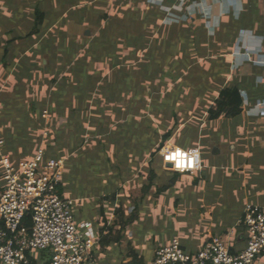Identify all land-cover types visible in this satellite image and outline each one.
Returning a JSON list of instances; mask_svg holds the SVG:
<instances>
[{
  "label": "crops",
  "instance_id": "0c3cea01",
  "mask_svg": "<svg viewBox=\"0 0 264 264\" xmlns=\"http://www.w3.org/2000/svg\"><path fill=\"white\" fill-rule=\"evenodd\" d=\"M205 2L209 20L166 23L153 0H0V146L18 128L29 142L14 153L64 159L60 190L97 238L86 264H127L130 250L144 259L131 242L121 249L127 213L143 204L151 216L195 211L194 242L172 237L185 250L216 236L233 254L247 241L245 204L264 206V0H240L237 17L221 13L226 0ZM242 33L262 52H247ZM234 87L239 114L209 118ZM169 142L197 151L200 169L164 163L156 150Z\"/></svg>",
  "mask_w": 264,
  "mask_h": 264
},
{
  "label": "built area",
  "instance_id": "2783aa9c",
  "mask_svg": "<svg viewBox=\"0 0 264 264\" xmlns=\"http://www.w3.org/2000/svg\"><path fill=\"white\" fill-rule=\"evenodd\" d=\"M153 1L164 11L166 23L188 21L195 14L209 20L214 8L205 0H171L170 5L164 0ZM239 1L226 0L221 13L237 17L242 10ZM240 36L247 52H262L260 41L247 33ZM160 149L165 161L180 172H194L201 167L195 150L183 151L167 144ZM0 164L5 171L0 189V264H86L97 238L92 227L77 224L74 201L60 190L64 159L46 157L39 149L32 158L20 160L17 165L10 162L8 155H2ZM240 222L247 231V241L236 254L216 236L202 242L195 252L185 250L174 237L156 249L150 264H253L264 254V206L245 204ZM37 251H46L49 257L33 254Z\"/></svg>",
  "mask_w": 264,
  "mask_h": 264
},
{
  "label": "rangeland",
  "instance_id": "374dc122",
  "mask_svg": "<svg viewBox=\"0 0 264 264\" xmlns=\"http://www.w3.org/2000/svg\"><path fill=\"white\" fill-rule=\"evenodd\" d=\"M70 28L71 27H69V32L71 35L77 33L76 28H71V29ZM85 30H88L89 34L91 33L93 34L95 31L94 28L85 27L83 30L79 31L77 35L78 36L83 35ZM1 126L2 124L0 121V127ZM17 135H18L17 133H14L15 136L14 138L9 139L8 141L6 140L7 141L6 145L0 146V157L4 153H9L8 155L9 160L14 165H17V163L20 160H26L31 158L30 154L20 155L14 153L24 149L25 145L28 146L27 143L29 142L28 139H18L16 137ZM7 144H10V146H12L11 149L12 151L7 152L6 150H2L4 149V146H7ZM164 145L165 143L157 148L156 150L157 154L161 156V159L164 163L170 165L171 169L179 172L170 162L165 161L163 156V151L160 149ZM168 147L173 148L177 146L169 142ZM198 170L199 169H196L194 172ZM4 173H5L4 167L2 164H0V189L4 185V179H3ZM144 207L145 206L143 204V209L141 210L142 213L141 216L139 217H136V215H134L135 213L132 211H130V213H127L128 216H131L129 220L130 225L127 227V230L123 231V233H125V236L121 237L123 240L121 246L123 254H125V251L132 249L131 245H128V242H131L132 246L137 247V250L139 249L140 251H142L144 259L141 261V264L149 261L150 259L149 255L151 254L152 249H158L160 246L168 244L172 239L173 235H178L181 238V240L194 242V240L197 237V234L200 233L198 230H195L193 226H191L192 225L190 219L192 215L191 212H195V211L184 210L179 212L178 215L173 216L172 214H165V213L163 214L161 210L155 209L152 212V216H151L149 214H146ZM225 208H226L225 204H219L215 206V212L213 214L214 222L218 221L221 218V216H223L225 212ZM128 232L130 233V236H127ZM164 238L168 240L166 241V243H161V240L163 239L162 241H164ZM33 254H38L39 257L40 256L49 257V254H47L46 251H37V252H33Z\"/></svg>",
  "mask_w": 264,
  "mask_h": 264
},
{
  "label": "trees",
  "instance_id": "16d2710c",
  "mask_svg": "<svg viewBox=\"0 0 264 264\" xmlns=\"http://www.w3.org/2000/svg\"><path fill=\"white\" fill-rule=\"evenodd\" d=\"M240 97L237 91V88H225L221 91L219 97L214 101L213 107L209 109V118L214 119L220 116L233 117L239 114L241 111L240 108ZM18 128H16V137L18 139H24L22 136H19ZM13 136L12 138H14ZM160 147V146H159ZM27 219L29 217L27 216ZM130 218H127L125 223H127ZM127 257L130 258L127 264H141L143 260L134 250L127 252ZM36 264V262H34Z\"/></svg>",
  "mask_w": 264,
  "mask_h": 264
},
{
  "label": "water",
  "instance_id": "95a60500",
  "mask_svg": "<svg viewBox=\"0 0 264 264\" xmlns=\"http://www.w3.org/2000/svg\"><path fill=\"white\" fill-rule=\"evenodd\" d=\"M168 166H170V165L168 164Z\"/></svg>",
  "mask_w": 264,
  "mask_h": 264
}]
</instances>
